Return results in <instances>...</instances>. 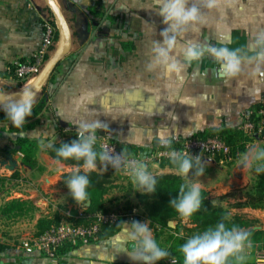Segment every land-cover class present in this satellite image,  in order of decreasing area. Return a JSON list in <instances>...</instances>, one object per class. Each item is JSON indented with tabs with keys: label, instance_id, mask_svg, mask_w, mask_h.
<instances>
[{
	"label": "crops",
	"instance_id": "0c3cea01",
	"mask_svg": "<svg viewBox=\"0 0 264 264\" xmlns=\"http://www.w3.org/2000/svg\"><path fill=\"white\" fill-rule=\"evenodd\" d=\"M55 2L69 20L72 46L59 65L54 84L48 86L50 109L43 114L41 124L28 132H11L7 124H0V161L11 155L17 164L14 171L1 167L0 174L18 173L26 187L34 191L27 190L30 201L38 196L43 199L42 203L47 198L54 201L63 198L69 205V211L65 209L68 216L72 217L76 210L83 212L62 181V176L72 171L62 172V166H68L53 160L47 153L48 144L77 132L75 123L78 120H101L108 124V129L98 130V138L105 137L123 147H133L132 152H140L165 148L157 139L163 129H167L172 143L212 130L233 131L247 116L264 106V67L257 70L249 66L241 76L226 81L218 75L219 65L206 56L186 66L182 83L174 76L164 77L160 68L147 71L146 65L153 57V41L162 42L159 33L166 27L163 18L156 13L158 9L153 0ZM90 7L105 14L100 23L83 14ZM204 11L207 25L200 27L198 32L185 34L180 39L181 45L192 40L200 45L248 49L255 34L264 31V0H222L219 9ZM49 17L44 0H0V92L20 98L23 88L32 84L23 83L12 69L30 61L40 50L43 23ZM126 42L133 43L135 49H123L122 44ZM173 55L183 62L179 51ZM85 96L90 101L86 108L81 107ZM259 131L246 152L253 148L264 149V128L260 127ZM18 138L41 141L37 152L38 169L28 168L23 156L15 152ZM203 161L205 174L194 178L201 183V189L228 193L236 191V186L253 182V187L255 184L256 176L251 180L254 169L244 168L239 158L225 165L208 158ZM48 162L58 169L50 167ZM94 171L112 180L104 197L106 210L124 207L135 218H143L141 193L135 191L131 178L123 179L109 167L103 171L98 166ZM162 173L177 174L176 170L162 167L152 171L153 175ZM34 178L39 179L35 181ZM149 227L159 244L162 230L150 222ZM243 231L251 242V247L245 250L244 264H254L256 251L264 249V235L260 234L261 230ZM111 237L70 247L58 261L38 252L28 254L23 247L22 250L5 247V252L0 254V264H102L96 257L102 242ZM112 252L109 248L108 253ZM114 264L134 262L127 254H116Z\"/></svg>",
	"mask_w": 264,
	"mask_h": 264
},
{
	"label": "clouds",
	"instance_id": "9594fccd",
	"mask_svg": "<svg viewBox=\"0 0 264 264\" xmlns=\"http://www.w3.org/2000/svg\"><path fill=\"white\" fill-rule=\"evenodd\" d=\"M153 3L166 27L159 33L163 38L162 42L153 41V57L146 65L147 71L160 68L164 77L171 79L174 76L182 83L186 66L192 62H200L206 56L219 65L218 75L226 81L241 76L249 66L257 70L264 67V31L255 34L248 49L200 45L192 40L181 45L180 39L185 34L189 31L198 32L200 27L207 25L208 18L204 9H219L222 0H153ZM176 51L182 55L183 62L173 55ZM35 100V92L28 88H23L19 100H14L8 93L0 92L2 110L16 129H23L27 118L33 115ZM88 103L90 101L85 96L81 107L86 108ZM75 126L77 139L71 143L60 144L56 150L58 157L83 161L82 167L86 171H94L98 166L103 171H107L109 166L114 170L127 169L136 186L135 191L142 195L157 192V180L143 160L129 162L124 151L116 153L114 149L103 147L100 151L95 150L98 130H107L108 124L101 120L87 122L81 119L76 121ZM157 139L161 146L171 147L172 138L167 129L161 130ZM168 155L177 174L185 178V183L179 187L178 196L170 199L169 205L181 218L187 220L201 209V183L194 178L205 174L206 163L201 155L193 156L176 150H171ZM239 164L244 168H253L257 174L264 173V149L253 148L241 153ZM90 183L87 174H74L66 181L73 200L80 207L91 202L88 191ZM229 215H225L214 227L190 236L181 245L183 264H229L230 259H234L236 264H244L245 250L251 247V242L248 234L239 226L229 227ZM118 226L119 232L102 242L96 257L102 264H114L116 254H127L134 264H157L171 255L158 244L148 221L123 222ZM109 248L113 250L112 254L108 253ZM170 264H177L174 256Z\"/></svg>",
	"mask_w": 264,
	"mask_h": 264
},
{
	"label": "trees",
	"instance_id": "16d2710c",
	"mask_svg": "<svg viewBox=\"0 0 264 264\" xmlns=\"http://www.w3.org/2000/svg\"><path fill=\"white\" fill-rule=\"evenodd\" d=\"M50 12V11H49ZM83 14L88 15L94 21L100 23L102 19L105 17V14L98 9L88 8L83 11ZM53 18L52 14L50 13ZM69 21V20H68ZM55 24V22H54ZM56 25V24H55ZM123 49L134 50L135 46L133 43L126 42L122 44ZM57 48H51L50 53H54ZM49 55V54H48ZM49 59V56H47ZM58 68L53 73L52 77L49 80L47 86L40 92V94L36 97L35 103L33 105V115L27 118V122L24 125L23 129H16L11 125V122L6 119V114L0 107V124H7L9 126V131L21 133L28 132L34 130L38 125L41 124V119L43 114L50 109L51 99L48 93V86L54 84L56 80V75L58 73ZM15 70L16 68H13ZM218 134H222L226 136V142L230 145L234 152V157L236 159L239 158L241 153L246 152V140L243 137V134L237 129L233 131H228L226 129L221 130H212L209 133H201L196 135L201 138H208L210 136H215ZM194 136V137H196ZM77 139L76 133L69 136H64L59 140L48 144L47 153L48 155L55 161L62 163L66 166H74L81 168L83 165V161H76L74 159L64 160L56 155V150L62 143H71L73 140ZM180 142H174L171 144L170 148H178ZM41 146V141L38 139H27V138H18L16 141V153H19L23 156L25 165L33 170L39 168V163L37 159V152ZM166 148V147H165ZM128 153H132L134 151L133 147H126ZM99 151V150H97ZM162 168H169L171 170H176L175 165L171 163V161H166L161 165ZM74 174H87L90 180V187L88 189L90 194V204H86V206H81L83 209V213L86 215H94L101 212H106L105 209V201L104 197L108 193L109 186L112 183L110 180V176L105 174H100L96 171H76L65 174L63 176V184H66V181L72 177ZM19 175L14 173V178H17ZM157 180V192L152 195H142L139 194V200L144 209V214L146 219L150 222L152 226L159 228V230H167L169 232H174L175 235L171 236L174 239L175 244L170 248L166 249L170 252V256L165 259L157 262V264H170L171 258L174 256L176 258L177 264H183V255L180 252V247L186 240L197 233H202L209 227H214L225 215H229V212L219 206H216L212 203L210 199V194L208 191L201 189L202 195V206L201 209L193 214V216L188 220L189 225L191 227L183 226V230L187 231L188 234H181V230L178 228L172 229L168 226V223L171 221H178L179 224H182L184 220L179 216V214L175 211L173 207L169 205L170 199L178 196L179 187L181 184L185 183V179L180 175L174 173H166V174H158L154 175ZM7 182V178L0 177V191L5 187ZM254 194H251L248 198L247 205L252 206L253 208L264 209V173L257 174L256 181L253 188ZM240 204H238L239 206ZM37 210L36 206L33 205L31 201H22V200H13L7 203L4 214L7 215L9 219H20L24 218L30 214H33ZM79 212L76 210L72 214L73 222L80 225H91L94 220L92 218H79ZM139 218H135L134 221H139ZM61 222L60 218H57L56 221H40V232L37 236L44 233L51 226L59 224ZM125 222L124 219L119 222L111 225H105L102 227V235L100 238L105 239L113 236L118 233L120 228L118 224H123ZM254 221L248 220L244 216L236 215L231 217L229 215V227L231 225H237L242 230L248 229L252 226ZM254 234V233H253ZM264 235V233H262ZM264 238V236H263ZM70 247H74L71 245L65 246L60 250V254H63ZM6 250L5 247L0 246V254L4 253ZM229 264H236L234 259H230Z\"/></svg>",
	"mask_w": 264,
	"mask_h": 264
},
{
	"label": "built area",
	"instance_id": "2783aa9c",
	"mask_svg": "<svg viewBox=\"0 0 264 264\" xmlns=\"http://www.w3.org/2000/svg\"><path fill=\"white\" fill-rule=\"evenodd\" d=\"M43 25L44 36L40 50L30 61L17 64L14 74L21 81H34L49 60L47 56L49 58L51 57L52 53H50V49L58 47V31L53 18L49 17L46 19ZM260 127L264 128V106L257 110L255 114L247 116L240 126L237 127V130L243 134L246 140V147L256 138L260 132ZM94 147L95 150L99 151L102 147L108 150L114 149L116 153L124 151L129 162L143 160L148 165L150 173H152L154 168L161 167L164 162L170 160L168 154L171 150L182 151L193 156L201 155L202 159H212L222 165L236 160L232 147L227 144L226 136L222 134L208 138L193 136L180 141L178 148H163L132 153H128L126 147L105 137L98 138L97 144ZM109 168L122 177L132 178L127 169L121 168L114 170L111 166ZM79 218H92L94 222L86 226L75 222L61 221L59 224L51 226L30 242L23 244L24 250L28 254L38 252L50 260L58 261L61 255L60 250L65 246H77L79 244L98 242L103 233V226L115 224L122 219L126 222L133 220L135 217L134 214L118 207L92 216L82 212L79 214ZM254 264H264V249L257 251Z\"/></svg>",
	"mask_w": 264,
	"mask_h": 264
},
{
	"label": "rangeland",
	"instance_id": "374dc122",
	"mask_svg": "<svg viewBox=\"0 0 264 264\" xmlns=\"http://www.w3.org/2000/svg\"><path fill=\"white\" fill-rule=\"evenodd\" d=\"M58 41H59V36H58ZM26 82L28 81H23V83ZM32 82L33 81H31V83ZM12 98L14 100H18L19 97L13 96ZM48 164L50 165V167L58 169L57 165H55L54 163L48 162ZM80 170L86 171L83 167L78 168L74 166H68V167L62 166L61 168L62 172H69V171L76 172ZM2 172H7V171L2 170ZM6 174L8 175V172ZM13 176L14 174L11 176H3L0 174V177L7 178L5 187L0 191V246L13 248V249L20 248L22 250L24 243L30 242L35 237H37V234L41 230L39 223L42 220L54 222L56 221L58 216H61L60 217L61 221L73 222L71 221L72 217L68 216L69 214L67 215L66 211H69L68 209L69 205L66 203V201L64 202L63 198L59 199L62 201H58V200L54 201L52 198H47L46 201L42 203L43 199L40 198V196H38L37 199L31 200L33 205H35L37 208V210L33 214H30L20 219H9L7 215L4 214V209L7 203L13 200L30 201L28 200L29 198H31L29 192H34L29 186L26 187V184L23 183L24 181L20 179V176H18L17 178H14ZM63 176H62V180H63ZM255 176H257V173L254 171V176L253 178H251V180L253 179L254 181ZM26 179L29 180V177H27ZM34 179L35 181H37L39 178L38 179L34 178ZM247 182H249V180H247ZM252 183L253 182H251L250 185H244L238 187L236 186V191H230L228 193H216L210 191L208 192L210 194V199L212 203L216 206L226 209L231 217L240 215V216H244L248 220L254 221L252 226L245 230H261L262 232L260 234H262L264 232V209L253 208L252 206L246 204L249 196L251 194H254L253 192L254 186L252 187L253 185ZM238 204L240 205L238 206ZM56 208H61L62 210L57 211ZM122 208L125 209L124 207ZM60 212L63 213L61 214ZM136 218H139L140 221L143 222L148 221L144 213H143L144 219L141 218L140 216ZM168 226L173 230L179 227V229L181 230L180 231L181 234H188L187 231L183 230V226L191 227V225H189L188 220L185 219L182 221V224H179L178 221H171L168 223ZM162 232L163 234L160 236L159 245L164 249H170L175 244L174 239L171 237L175 234L174 232H169L167 230H162Z\"/></svg>",
	"mask_w": 264,
	"mask_h": 264
},
{
	"label": "water",
	"instance_id": "95a60500",
	"mask_svg": "<svg viewBox=\"0 0 264 264\" xmlns=\"http://www.w3.org/2000/svg\"><path fill=\"white\" fill-rule=\"evenodd\" d=\"M47 8L53 16V20L57 26L59 41L56 51L51 58L47 61L43 70L38 74L28 89H32L37 97L44 87L48 84L53 73L60 65L62 60L69 54L72 46V33L70 24L65 17L63 11L55 2V0H44ZM2 107V105H0ZM64 125L63 122H60ZM102 134V131H100ZM17 164L13 161L12 156L8 155L6 160L0 161V168L4 167L8 170L14 171ZM90 203H88L89 205Z\"/></svg>",
	"mask_w": 264,
	"mask_h": 264
}]
</instances>
